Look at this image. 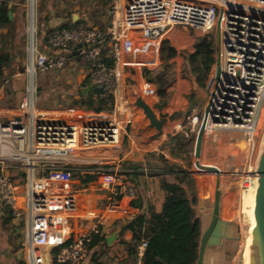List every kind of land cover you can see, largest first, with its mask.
<instances>
[{"label": "built area", "instance_id": "2783aa9c", "mask_svg": "<svg viewBox=\"0 0 264 264\" xmlns=\"http://www.w3.org/2000/svg\"><path fill=\"white\" fill-rule=\"evenodd\" d=\"M6 2L9 0H0V5ZM111 13L112 23L105 31L92 26L55 27L41 41L35 23V0H29L26 71L30 84L19 102L18 113L0 121V206L15 218L24 215V254L29 264H47V253L55 250L66 264H83L88 259L86 245L67 243L72 219L94 217L100 223L104 217L98 214L94 199L83 194L89 173L78 172L75 177L65 160L77 147L119 146L122 125L131 123L132 115L127 113L130 103L115 87L117 66L123 61L133 69L156 68L161 63L164 36L172 26L193 29L200 36L215 34L220 27L216 47L221 73L209 84L202 124L205 134L215 130L243 132L251 159L256 153V132L264 108V0H112ZM104 49L115 60L114 66L103 61ZM77 57L92 63L91 80L95 85L110 87L113 110L90 111L78 120L51 118L46 111L37 110L35 75L64 69ZM156 92L145 79L141 93L154 96ZM120 114L125 115L124 119L119 118ZM191 119L195 126L198 117ZM182 131L186 132L184 128ZM22 161L26 162L28 175L23 195L6 170L10 165L7 162ZM118 179L111 173L103 175L106 184ZM249 179L245 178L246 187ZM128 195L150 197L152 192L141 184L130 186ZM20 196L23 206L18 205ZM129 202L124 196L112 198L109 210L128 211ZM21 208L25 214H21ZM81 239L88 241L90 236L83 234ZM147 243L145 238L138 243L136 264H142Z\"/></svg>", "mask_w": 264, "mask_h": 264}, {"label": "rangeland", "instance_id": "374dc122", "mask_svg": "<svg viewBox=\"0 0 264 264\" xmlns=\"http://www.w3.org/2000/svg\"><path fill=\"white\" fill-rule=\"evenodd\" d=\"M12 2L16 4L14 12L16 17L14 29L11 31L9 26L4 27L0 30V33H5L7 35V42L8 40L11 42L6 44L1 42V45H7L6 47H10V49L12 48L15 57L13 58L11 65L6 68L4 77H0V84H13V92L10 93L11 97L9 98V102L6 106L4 103H1L2 109L0 111V121H6L8 117L12 116L16 112L17 106L21 98L27 92L28 86L30 84V75L26 71L29 53V0H13ZM94 4L95 3L93 0H35V23L37 25V36L39 40L47 34V29L61 27L64 24L71 23L72 21H76L79 18H83L86 21L82 23V25L87 24L92 27H98L97 25L94 26V20L91 17V14H93V11L95 10ZM178 29L180 30L182 27H179ZM213 33H215L212 35L214 36L217 44V30H214ZM167 37L168 35H165L163 41L168 40L171 43ZM1 38L2 35L0 34V39ZM186 51L187 50H182L181 55L184 56V52ZM162 60L163 58L161 56V61ZM163 63H160V65H158L156 68H153L150 75L143 72L144 79H142V83L143 80L149 79L148 77L154 78L156 75H158V73L163 74L164 72L166 73V78H173V82L181 78L183 81L182 85L186 83L187 96L191 101H194L201 95H205L206 88H199L195 84L190 74H186L187 72H185V62L178 66L176 63H172L170 68L167 70L164 69ZM87 72L88 69L85 67V65L81 63V61L75 60L73 63L67 64L66 68L63 70L38 73L35 75V108L37 110L46 111L49 117H53L54 115L66 116L64 113H66V111L70 108L80 109L78 106L73 105V101L74 99H79L80 97L79 89L83 86L82 82L86 77ZM212 72L214 73L213 76H215L216 79H219L221 65H219V67L217 64L214 65ZM151 83L158 90V86L154 82ZM139 94L145 100V95L143 93ZM133 98L135 101L136 96L133 95ZM9 106H11L12 110H14L10 111ZM72 116L76 117L77 115ZM124 117L125 115H119L120 119H124ZM187 120L188 125L183 128L187 133H191L190 137L193 139L189 170H191L192 173H196V177H199L200 173H205L209 175L208 177L212 178L213 189L210 195L213 200H215L217 190H219L221 194L225 195L224 197H227V199L223 201V206L225 207L224 211H230V214H228V217L226 216V219H228L227 222H230L232 226L231 231L229 232L231 238L225 240L222 239V245L219 247H214L215 250H210L207 248L204 254V261L206 264H244L245 244L249 236L251 226V221L247 211L249 205L247 206L245 203V195L248 192V189L255 184V169L264 137V108L256 132V153L252 159L248 153L249 148L245 141V135L241 133V131L215 130L209 132L206 135H210V138L218 135L221 140H224L225 137L230 136L231 140L226 147L229 154H225L222 146H219L218 150L216 151L215 144H210L207 142L205 146L208 148L207 154L204 157H200L201 161L200 158L198 160L195 154V147L197 135L202 124V114L200 113L198 115V121L195 126H192L191 118ZM123 126L124 124L122 125L120 144L126 142L123 139ZM122 146L124 148L125 145L123 144ZM230 147H232V152L230 151ZM107 148L112 149L114 147L99 146L93 149H85L83 147L74 148L70 155L66 158L65 163H67V165L71 167V170L74 171L75 177L78 172H82V169H85L89 166H109L111 164L104 163L108 160L99 159L98 154L93 152L94 150L97 151L98 149L101 151H103V149L107 150ZM209 149H211L212 152H210ZM215 151L218 152V156L221 158V161L226 159L228 162H230L231 167L229 168L228 172L218 171L215 173L216 171L214 166L204 167L203 165H200V162L209 163L216 161L215 158L217 155L215 154ZM93 155L95 157H93ZM124 161L125 160H122L120 162L119 168H123ZM8 164L14 165L7 171L8 174L12 176V178H14L19 185L25 186L28 180V175H26V162H7V165ZM111 167H113V165ZM221 170H223L222 167ZM36 174L38 176L40 175V172L37 171ZM246 177L250 178L248 180L249 185L247 187L245 185ZM84 193H86V190H83V194ZM209 204H211L210 208L213 209V203L209 202ZM18 205L23 206V199L21 196L19 198ZM198 206L199 203L196 204L197 208H199ZM20 211L21 214H25L22 208ZM209 212L211 211L209 210ZM4 217L13 218V223L20 224L21 228L14 229V227L11 226V223L8 224V226L7 224H4L6 226H3L0 221V264H29L24 254L27 233L24 215L20 218H15L11 212H8V210L3 209L0 206V220ZM210 217L211 214L209 213L205 216L204 222H208ZM19 233H22L23 236L19 237ZM224 250H226V253L222 254ZM54 252L55 251H50L47 253V264H59L62 262V258L60 256L55 257ZM123 258L124 255L118 246H114L113 248L111 246L110 250H108L106 254L100 256L98 263L100 261H104L106 264H123Z\"/></svg>", "mask_w": 264, "mask_h": 264}, {"label": "crops", "instance_id": "0c3cea01", "mask_svg": "<svg viewBox=\"0 0 264 264\" xmlns=\"http://www.w3.org/2000/svg\"><path fill=\"white\" fill-rule=\"evenodd\" d=\"M110 16L112 23L111 6ZM178 28V26H172L168 29L166 34L168 35L167 38L171 41L170 46L176 48L177 50V55L175 57L171 59H163L161 61V63L165 61L169 68L172 63H176L178 66L184 62V58L181 55L182 50H187L190 52L193 51L194 44L199 35V33L197 31H194L193 29L182 27V29L184 30H179ZM190 32L192 33V35ZM42 40H44V37H42L41 41ZM146 69L147 68L133 69L125 65L123 61L118 64L115 87H117V89L120 91L121 97H123L127 102L130 103L127 109V113H131L132 115L131 123L124 124L123 126V139L126 142L112 149L107 148V150L103 149V151L99 149V151H93L94 153L96 152L98 154L99 159L108 160L104 162L105 164L111 165L105 167L95 165L82 169L83 171L88 172L90 176L95 174V177L93 179L90 178V181L88 183L83 184V186L86 187V193L84 194H87L92 199H94L98 214L104 217L100 221V223H98L94 217H74L72 219V232L68 238L67 243L70 246L86 245L89 251V256L83 264H97L100 256L104 255L103 249L104 244L106 243L105 241L107 236L118 229L120 231L115 242L112 245H108L107 243L106 244L109 247L112 246V248L114 246H118V248L124 255L123 264L128 260L127 258L129 256L126 251V247L123 243H121V240H131L133 234L130 230H126L123 234H121L124 223L140 217L147 219L151 209L154 206L159 207L161 204L160 178L158 176L161 170L158 169V167H149V165L147 164V160L149 161V154L156 152L158 154L165 155L172 161L180 162L181 160L179 158L172 157L169 151L166 149L165 144L167 140L171 135H174L176 133H181L185 136L190 137L191 133L182 131V128L188 125L187 119L193 116L198 117L200 113L203 115V113L207 109L208 87L214 77L213 72L211 73L208 86L205 89V95L199 96L194 101H191L187 96V85L186 83L182 85L183 81L181 80V78L175 80V82L172 81L173 83L171 82L166 87L164 94H160L156 89L157 92L154 96H145V101L151 105L166 102V105L163 106L160 110L155 109L158 118L163 120L164 122L162 134L156 136L157 130L154 127L150 126L148 118L145 116L143 110L134 104L135 101L133 98V95L136 96L137 94L141 93L142 79H144L143 72H146ZM82 87H80V89ZM12 89L13 84H0V102L4 103L5 106L9 102V98L11 97L10 93L13 92ZM9 110L13 111L14 109L12 110V107L9 106ZM90 111L75 108L74 112H70L69 110H67L66 113H64L66 114V116L54 115L53 117H50L78 120L81 114ZM16 113H18L17 110L14 114ZM72 115L77 116L74 117ZM230 140V136H227L224 140H221L218 135L210 138V135L205 134L201 144L200 153L199 155H196L197 159L199 160L200 157H204L207 154L208 148L205 147L207 142H209L210 144H215L216 151L218 150L219 146H222L223 151L228 155L229 152L227 151L226 147L229 144ZM123 144L125 145L124 148L122 146ZM209 150L210 152H212L211 149ZM231 150L232 147H230V151ZM216 151V161H212L209 163L200 162V165H203L204 167L214 166L216 171L215 173H217L218 171L228 172L229 168L231 167L230 162H228L226 159L221 161V158H219L218 152ZM93 157L95 156L93 155ZM122 160H126L136 168L127 170H125L124 168H119L120 162ZM154 163H156V161ZM112 165L113 167H111ZM13 166L14 165L10 164L6 168V170L8 171ZM221 167L223 170H221ZM189 171L191 172V170ZM129 172H131V174ZM104 173L114 174L119 179L112 184H106L103 182ZM191 174L195 181V190L197 196L199 197V208H197V216L203 220L205 216L210 213L209 210L212 211V209L210 208L211 204H209V202L213 203V206L215 205V200H213L210 195L213 189L212 178L208 177L209 175L205 173H200L199 177H196V173L191 172ZM141 184L148 187L152 192V195L150 197L138 196L135 198H131L130 195H128V188L133 185L138 186ZM23 187L24 185H20L19 187V192L21 195L24 194V192H22L24 190ZM118 196H124L128 198V200L130 201V209L128 211L121 213L110 212V201L112 198ZM224 196L225 195L221 194L220 192L219 215L223 220L228 221V219H226V216L228 217L230 211H224L225 207L223 206V201L227 199V197ZM83 234H89L90 239L88 241L82 240L81 237ZM94 253L96 254L95 257Z\"/></svg>", "mask_w": 264, "mask_h": 264}, {"label": "trees", "instance_id": "16d2710c", "mask_svg": "<svg viewBox=\"0 0 264 264\" xmlns=\"http://www.w3.org/2000/svg\"><path fill=\"white\" fill-rule=\"evenodd\" d=\"M9 0L0 5V30L4 27H10L11 31L15 24V8L16 4ZM95 10L91 17L94 20V26L101 31H105L111 24L110 6L111 0H93ZM83 18H79L71 23H66L63 26L72 27H89ZM62 27V26H61ZM53 28L47 29L50 33ZM0 77H4L5 70L9 67L15 57L12 48L2 46L10 42L6 40V34L0 33ZM11 43V42H10ZM216 41L212 34L199 36L194 44L193 51L184 52L185 72L190 74L195 84L199 88H206L210 81V76L213 66L216 63ZM177 55V50L170 46L168 40H164L161 46V56L163 59H171ZM103 61L114 66L115 60L107 55V50L102 52ZM88 69L87 75L84 78L82 85H88L92 82L91 73L94 67L91 62L77 57ZM67 66V65H66ZM165 70L169 68L166 62L163 63ZM66 68V67H65ZM52 71V70H51ZM50 72V71H49ZM150 75L151 70L146 69ZM166 73H158L156 77L146 79L154 82L158 86L160 94H164L166 87L173 81V78H166ZM113 87V85L111 86ZM79 99H74L73 105L80 109L92 110L95 112H111L113 110L114 96L110 92V87L105 85H95L87 95H83L79 89ZM193 144L192 137L185 136L181 133L171 135L165 146L170 155L174 158H179L180 162L172 161L165 155L156 152L149 154V167H158L161 172L158 174L160 178V200L159 207L154 206L148 218H136L124 223L122 227L123 234L126 230H130L133 234L131 240H121L126 247L128 260L125 263L136 264V247L143 239H147L148 243L142 257V264H196L198 257L201 224L197 216L198 196L195 190V181L189 171L191 147ZM153 160V162H152ZM156 161V163H154ZM126 160L123 162V168L135 169L132 164H128ZM1 171V168H0ZM135 172V171H134ZM131 174V172H129ZM95 174L91 175L93 179ZM13 218H1V223L10 224L14 229H20L21 225L13 223ZM22 237V233L18 234ZM106 243L104 244V254L110 250ZM55 257H59L58 250L54 252ZM96 254L94 253V257ZM59 259V258H58ZM132 261V263H131ZM130 262V263H129ZM59 264H66L65 261ZM97 264H106L100 261Z\"/></svg>", "mask_w": 264, "mask_h": 264}, {"label": "water", "instance_id": "95a60500", "mask_svg": "<svg viewBox=\"0 0 264 264\" xmlns=\"http://www.w3.org/2000/svg\"><path fill=\"white\" fill-rule=\"evenodd\" d=\"M77 16V15H76ZM217 43H220V27H217ZM216 64L220 65V54L217 51L216 54ZM219 70V68H218ZM95 86L94 82L85 85L81 88L83 95H87L90 90ZM137 107H140L145 116L150 122V126L157 130L156 136H159L163 132V120L159 119L155 109H161L166 105L164 103L149 104L147 103L140 94L136 95V100L134 103ZM205 135V124L203 123L197 135L195 153L199 155L203 137ZM255 203L253 207V216L255 224L249 231L250 243H249V257L248 264H264V137L261 146V150L258 156L256 169H255ZM219 190L216 191L215 205L213 208V219L209 228L203 233L199 246V254L196 264H204V252L207 244L220 243V238L222 236L230 237L229 232L231 231V224L223 220L219 216ZM227 229V230H226ZM119 229L114 231L112 234L108 235L106 238V243L112 245L117 235ZM227 231V233H226Z\"/></svg>", "mask_w": 264, "mask_h": 264}, {"label": "bare ground", "instance_id": "6f19581e", "mask_svg": "<svg viewBox=\"0 0 264 264\" xmlns=\"http://www.w3.org/2000/svg\"><path fill=\"white\" fill-rule=\"evenodd\" d=\"M254 182V181H253ZM255 191H256V184H254V186H252L251 188L248 189V192L245 195V203L249 208H247L248 214H249V219L251 221V226L250 229H252V227L255 224V220H254V216H253V207H254V203H255ZM250 236H248L246 244H245V261L244 264H248V257H249V243H250Z\"/></svg>", "mask_w": 264, "mask_h": 264}, {"label": "flooded vegetation", "instance_id": "af4514ba", "mask_svg": "<svg viewBox=\"0 0 264 264\" xmlns=\"http://www.w3.org/2000/svg\"><path fill=\"white\" fill-rule=\"evenodd\" d=\"M213 208H214V206H213ZM210 214H211V217H210V219H209V221L208 222H204V219L202 220V219H200V224H201V236H200V241H201V237H202V235H203V233L209 228V226H210V224H211V222H212V219H213V209H212V211L210 212ZM220 216V215H219ZM221 218V217H220ZM222 219V218H221ZM228 223H230V222H228ZM227 230V229H226ZM226 233H227V231H226ZM228 238H231V237H227V236H222L221 238H220V243H211V244H207V246H206V248H205V251H206V249L208 248V249H210V250H215V248L214 247H219L220 245H222V239H228ZM199 246H200V243H199ZM209 246V247H208ZM212 252V251H211ZM226 253V250H224L223 251V253L222 254H225ZM198 254H199V250H198ZM204 254H205V252H204ZM214 255V254H213ZM197 259H198V257H197ZM196 263H197V260H196ZM204 264H206L205 263V261H204Z\"/></svg>", "mask_w": 264, "mask_h": 264}]
</instances>
